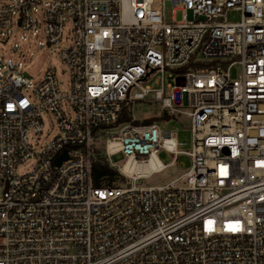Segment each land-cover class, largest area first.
<instances>
[{"label":"built area","instance_id":"built-area-1","mask_svg":"<svg viewBox=\"0 0 264 264\" xmlns=\"http://www.w3.org/2000/svg\"><path fill=\"white\" fill-rule=\"evenodd\" d=\"M167 6L183 22L165 23ZM40 24L42 44L69 41L68 80L3 62L0 264H264V0H0V44ZM167 71L168 92L142 85ZM147 100L189 117L190 151L162 124L119 123ZM98 150L123 180L95 186ZM180 155L181 177L138 186Z\"/></svg>","mask_w":264,"mask_h":264},{"label":"rangeland","instance_id":"rangeland-1","mask_svg":"<svg viewBox=\"0 0 264 264\" xmlns=\"http://www.w3.org/2000/svg\"><path fill=\"white\" fill-rule=\"evenodd\" d=\"M165 1L170 0H154V8L162 7ZM164 22L165 23H181L183 22V12L174 11L170 6L164 7ZM229 21L237 22L240 20V15L235 12H231L228 16ZM189 19L192 16L189 15ZM39 31L37 36H33L31 33H24L18 28H13L10 33V37L7 40L3 38L0 44V71H2V65L4 60L12 59L16 65L22 64V73L26 78L32 79V83H36L43 76L45 71L49 68H53L57 71L61 81H67L66 70L63 63L60 60L59 53L69 45V41L60 43L57 45L42 44L45 43L44 36V24H40L36 27ZM239 73V69H237ZM172 73V76L169 74ZM177 72L167 71L165 74L157 73L149 82H145L142 85H149L151 88H161L162 85L169 89L167 85H174L176 82ZM1 82V80H0ZM164 112L160 105L156 103H149V100L144 102H137L133 115L136 120L145 121L148 119L163 117ZM155 123L162 124L170 129L177 130L179 149L183 151H190L192 148V133L190 130V119L185 114L175 113L171 121L161 120ZM50 125L47 123V128ZM44 142L48 139L42 138ZM159 159L166 165L171 164L174 161V156L161 151L158 154ZM111 161L113 164L122 167L125 162V157L122 154H116L112 156ZM191 166L190 160L184 155L178 156V161L171 166H168L164 171L154 174L147 179H141L138 182L139 187H154L164 186L171 181L181 177L186 173Z\"/></svg>","mask_w":264,"mask_h":264},{"label":"trees","instance_id":"trees-1","mask_svg":"<svg viewBox=\"0 0 264 264\" xmlns=\"http://www.w3.org/2000/svg\"><path fill=\"white\" fill-rule=\"evenodd\" d=\"M191 67H195L194 62H191L185 70H188ZM172 118L173 115L164 114L163 117L159 119L152 118L145 121L133 120V112L131 108L124 107L119 123L130 122L133 124H153L156 121L161 120L171 121ZM92 176L96 187L113 186L119 179H124L115 168L110 166L105 156L102 155L99 150L97 158L93 163Z\"/></svg>","mask_w":264,"mask_h":264},{"label":"bare ground","instance_id":"bare-ground-1","mask_svg":"<svg viewBox=\"0 0 264 264\" xmlns=\"http://www.w3.org/2000/svg\"><path fill=\"white\" fill-rule=\"evenodd\" d=\"M154 165V162L148 165H139L128 162L125 164L124 171L132 174H144L150 172L151 169L154 168Z\"/></svg>","mask_w":264,"mask_h":264},{"label":"water","instance_id":"water-1","mask_svg":"<svg viewBox=\"0 0 264 264\" xmlns=\"http://www.w3.org/2000/svg\"><path fill=\"white\" fill-rule=\"evenodd\" d=\"M67 158V152H64L61 157L57 159V164H60L62 160H65Z\"/></svg>","mask_w":264,"mask_h":264}]
</instances>
